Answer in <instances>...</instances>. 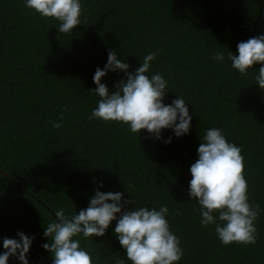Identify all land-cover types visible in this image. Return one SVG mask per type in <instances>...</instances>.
<instances>
[{"label": "trees", "instance_id": "1", "mask_svg": "<svg viewBox=\"0 0 264 264\" xmlns=\"http://www.w3.org/2000/svg\"><path fill=\"white\" fill-rule=\"evenodd\" d=\"M81 3L82 24L59 33L58 21L39 17L22 0H0V252L3 238L22 232L33 237L29 264H51L41 247L48 242L44 227L57 209L72 214L87 207L102 181V192L132 199L130 193L138 205H167L184 252L179 264H264V90L253 80L259 65L239 76L211 56L235 54L237 42L264 32V0ZM157 48L149 74L168 80L164 103L178 93L189 102V132L177 138L162 129L156 139L117 122L88 120L98 99L89 91L92 76L108 51L134 71ZM123 77L110 71L101 82L114 91ZM210 127L241 147L249 202L260 205L255 245L220 244L211 225L200 226L198 206L189 201L188 169ZM114 226L115 220L93 240L78 237L96 264H129ZM7 264L19 261L10 256Z\"/></svg>", "mask_w": 264, "mask_h": 264}, {"label": "clouds", "instance_id": "2", "mask_svg": "<svg viewBox=\"0 0 264 264\" xmlns=\"http://www.w3.org/2000/svg\"><path fill=\"white\" fill-rule=\"evenodd\" d=\"M22 3L39 17L58 21L59 33H69L82 24L81 0H22ZM160 52L159 48L148 51L139 67L128 71L129 64L109 50L103 68L97 67L92 76L95 88L89 91L98 99L87 119L117 122L135 136L144 130L149 137L161 139L162 129H170L177 138L186 135L191 122L189 102L178 93L171 103H164L171 87L168 80L160 72L149 74ZM211 56L213 60L226 61L239 76L248 75L249 69L258 64L253 80L264 90V32L237 42L235 54L228 51L225 55L217 50ZM110 71L124 74L114 83V91L101 82ZM60 110L66 109L61 106ZM52 126L59 128L60 123L52 122ZM171 139L168 137L164 143H170ZM200 140L197 159L188 169L191 179L187 188L189 201L194 200L198 206L193 210L198 212L200 226L211 225L216 239L224 246L255 245L260 205L249 202L241 147L227 139L219 127L205 129ZM102 187L103 182H98L87 207L72 214L63 208L54 211L55 219L43 229L48 242L41 244L51 254V264H96L78 237L93 240V236H103L113 220L112 231L129 264H179L184 252L179 236L170 228L167 205H138L126 189L132 199L125 198L120 191L102 192L99 190ZM128 205L133 207L129 209ZM17 236L18 239L3 238L5 250L0 252V264H7L10 256H15L19 264H29L27 253L33 237L22 232Z\"/></svg>", "mask_w": 264, "mask_h": 264}]
</instances>
